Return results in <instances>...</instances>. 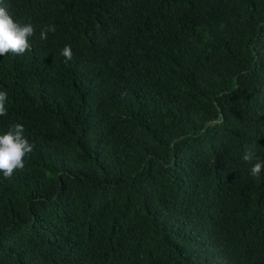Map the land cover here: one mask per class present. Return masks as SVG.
Segmentation results:
<instances>
[{
  "label": "trees",
  "instance_id": "16d2710c",
  "mask_svg": "<svg viewBox=\"0 0 264 264\" xmlns=\"http://www.w3.org/2000/svg\"><path fill=\"white\" fill-rule=\"evenodd\" d=\"M7 2L0 264H264V0Z\"/></svg>",
  "mask_w": 264,
  "mask_h": 264
},
{
  "label": "clouds",
  "instance_id": "9594fccd",
  "mask_svg": "<svg viewBox=\"0 0 264 264\" xmlns=\"http://www.w3.org/2000/svg\"><path fill=\"white\" fill-rule=\"evenodd\" d=\"M7 0H0V57L9 53L15 56L23 55L31 47V38L35 35V27L31 23H19L9 11ZM55 26L43 28L39 35L41 40L47 39L49 32H54ZM61 55L66 61L73 59L72 46L65 45ZM8 94L0 91V116L7 115L6 102ZM33 151V144L24 136V127L15 124L6 133L0 135V172L5 178H11L16 170L25 167V157ZM242 159L251 163L256 160L250 169L252 176H258L264 169V162L258 160L255 143L249 145Z\"/></svg>",
  "mask_w": 264,
  "mask_h": 264
}]
</instances>
